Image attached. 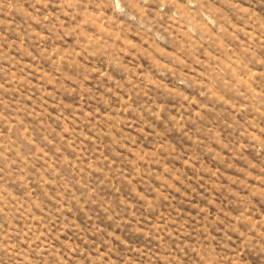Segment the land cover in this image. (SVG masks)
Instances as JSON below:
<instances>
[{
	"label": "rangeland",
	"instance_id": "374dc122",
	"mask_svg": "<svg viewBox=\"0 0 264 264\" xmlns=\"http://www.w3.org/2000/svg\"><path fill=\"white\" fill-rule=\"evenodd\" d=\"M0 264H264V0H0Z\"/></svg>",
	"mask_w": 264,
	"mask_h": 264
}]
</instances>
